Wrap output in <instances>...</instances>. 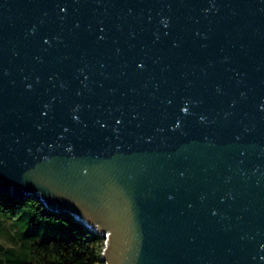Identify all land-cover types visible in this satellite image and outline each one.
<instances>
[{"label":"water","instance_id":"water-1","mask_svg":"<svg viewBox=\"0 0 264 264\" xmlns=\"http://www.w3.org/2000/svg\"><path fill=\"white\" fill-rule=\"evenodd\" d=\"M0 185L101 264H264V0H0Z\"/></svg>","mask_w":264,"mask_h":264},{"label":"trees","instance_id":"trees-1","mask_svg":"<svg viewBox=\"0 0 264 264\" xmlns=\"http://www.w3.org/2000/svg\"><path fill=\"white\" fill-rule=\"evenodd\" d=\"M26 199H30L35 203L39 213L30 221L26 235L38 236V233H36L37 226H43V231L39 235L42 241L53 240L65 244L74 242L78 247L71 249V255L78 261V264H101L100 257L105 239L101 234L89 229L83 218L73 212L53 211L47 206L44 199L36 193L26 192L24 196H19L14 192L12 186L0 185V203H3L5 207L13 208ZM30 224H33V226ZM60 229H63L68 237H46L48 233L60 235ZM14 262L19 264L17 263L19 259L9 260L7 264H13Z\"/></svg>","mask_w":264,"mask_h":264},{"label":"clouds","instance_id":"clouds-1","mask_svg":"<svg viewBox=\"0 0 264 264\" xmlns=\"http://www.w3.org/2000/svg\"><path fill=\"white\" fill-rule=\"evenodd\" d=\"M38 215L30 199L13 208L0 203V264L14 258L23 260L24 264H78L71 255V249L78 247L76 243L44 242L39 237L26 235L30 221Z\"/></svg>","mask_w":264,"mask_h":264},{"label":"rangeland","instance_id":"rangeland-1","mask_svg":"<svg viewBox=\"0 0 264 264\" xmlns=\"http://www.w3.org/2000/svg\"><path fill=\"white\" fill-rule=\"evenodd\" d=\"M31 226H33V224H30ZM37 232L36 233H38V236H36V237H39V235L41 234V232L43 231V226H37ZM61 233H60V235H58V234H53V233H48V234H46V237H63V238H66V237H68V234H66V232H64L63 231V229H60L59 230ZM35 236V235H34ZM17 263H19V264H23L24 263V261L23 260H19V262H17ZM13 264H16L15 262L13 263Z\"/></svg>","mask_w":264,"mask_h":264}]
</instances>
